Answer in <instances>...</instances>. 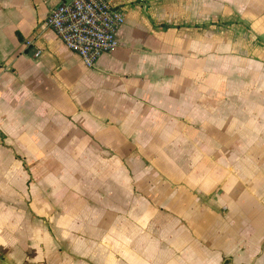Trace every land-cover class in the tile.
<instances>
[{
  "label": "crops",
  "instance_id": "obj_1",
  "mask_svg": "<svg viewBox=\"0 0 264 264\" xmlns=\"http://www.w3.org/2000/svg\"><path fill=\"white\" fill-rule=\"evenodd\" d=\"M110 1L88 68L0 0V264H264V0Z\"/></svg>",
  "mask_w": 264,
  "mask_h": 264
},
{
  "label": "built area",
  "instance_id": "obj_2",
  "mask_svg": "<svg viewBox=\"0 0 264 264\" xmlns=\"http://www.w3.org/2000/svg\"><path fill=\"white\" fill-rule=\"evenodd\" d=\"M123 22V14L110 0H57L45 24L86 67L92 68L103 54L117 48L115 35Z\"/></svg>",
  "mask_w": 264,
  "mask_h": 264
}]
</instances>
